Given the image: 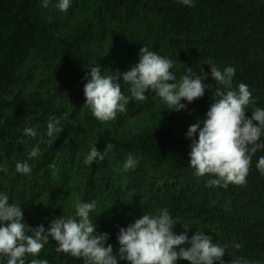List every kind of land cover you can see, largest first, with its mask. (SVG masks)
Listing matches in <instances>:
<instances>
[{
	"label": "trees",
	"instance_id": "obj_1",
	"mask_svg": "<svg viewBox=\"0 0 264 264\" xmlns=\"http://www.w3.org/2000/svg\"><path fill=\"white\" fill-rule=\"evenodd\" d=\"M55 3L52 0L48 8H42L40 0H0V155L1 164L8 167L3 177L17 181V188L8 191L10 202L24 207L25 199L34 193L57 188L59 202L75 204L79 198L85 200L91 189L102 186L104 191L92 193L105 197L108 206L96 218V228L98 232L109 233L107 243L113 245V250L118 246L119 228L138 218L137 204L147 201L144 203L152 213L167 206L181 220L174 231L190 228L189 237L192 231L203 230L214 239L215 234L206 223L226 221L228 239L242 246L234 254L264 262V175L256 169L264 151L252 157L246 185L229 184L227 189L206 186L212 177H196L188 164L191 141L186 139V131L204 118L217 98L219 86L210 75L203 83L211 87L192 103L182 100L187 103L184 110H168L157 99L130 102L123 117L125 121H133L134 129L127 137L120 136L110 126L111 122L98 124L84 106L83 94L87 82L84 77L90 67L98 64L108 75L123 73L138 62L140 49L147 46L175 60L177 80L187 66L194 71L201 67L210 73L206 61L221 69L234 66L233 86L247 84L256 105L264 108V0H194L192 7L177 0H73L67 12L59 11ZM106 33L111 34L114 45L109 51L101 47L102 35ZM43 69L49 70L46 80L35 77ZM117 82L129 94V86L122 80ZM24 84L34 86L29 97L20 95L17 89ZM66 112L70 114L66 118L69 120L63 118ZM138 116L144 120L140 121ZM52 117L61 118L64 129L51 148L40 145L43 154L39 160L29 161L34 164L30 176L16 173L15 162L27 159L28 150L36 143L23 137V128L37 127L43 134ZM89 129L93 131L91 146L95 144L103 151L106 144L112 143L114 148L103 161L91 167L83 164L84 156L79 158L77 165L82 166L79 175L85 179L82 195L79 189L70 190L69 184H61L62 179L72 181V178L66 168L54 166L66 154L75 157L76 142ZM20 139H26V143L20 144ZM115 150L138 156L140 164L148 163L155 173L130 180L112 178L111 155ZM69 163L73 165L75 161ZM143 172L147 173L145 169ZM62 188L63 193H59ZM129 193L132 197L125 199L123 194ZM53 214L27 215L26 219L47 229ZM56 247L50 238L38 258L47 259L49 264L70 258L58 253ZM231 259L229 256L225 261ZM75 264L81 262L76 260ZM176 264L190 262L178 260Z\"/></svg>",
	"mask_w": 264,
	"mask_h": 264
},
{
	"label": "clouds",
	"instance_id": "obj_2",
	"mask_svg": "<svg viewBox=\"0 0 264 264\" xmlns=\"http://www.w3.org/2000/svg\"><path fill=\"white\" fill-rule=\"evenodd\" d=\"M177 2L194 6V0ZM51 3L52 0H40L42 8H48ZM72 3L73 0H56L55 7L67 12ZM204 64L209 66L210 73H205L201 67L194 71L187 66L177 80L175 60L144 46L139 51L138 62L123 73L108 75L98 64L90 67L84 77L87 81L83 86L84 106L101 123L116 121L118 116L127 113L130 102L146 101L148 94H154L162 105H166L164 108L180 111L211 87L203 83L210 75L219 86L217 98L209 105L204 118L191 124L186 131V139L191 141L188 164L196 177H212L206 181V186L225 189L229 184L244 186L252 157L258 151H264V108L256 105L247 84L233 86L234 66L221 69L212 61ZM118 80L129 86V94L122 91ZM249 112L251 115L246 116ZM67 115L70 114L65 118ZM63 129L61 118L57 117L49 118L43 134L37 127L23 128V137L36 143L28 150L27 159L15 162V172L30 176L34 164L29 161L39 160L43 154L40 145L51 148ZM19 143H26V139H20ZM94 145L84 156L85 166L103 161L114 148L108 143L101 151ZM139 163L140 158L129 153L122 166L113 171L128 174L136 170ZM256 169L264 175V156L258 158ZM0 173L7 174L8 167L0 164ZM10 200L7 191H0V264H49L47 259L38 257L50 238L55 241L58 253L81 264H119L121 261L127 264H176L178 260L190 264H264L235 255L234 250L242 247L238 242L216 243L203 230L192 231L189 237L187 230L190 228L187 227L177 233L174 227L181 225V220L167 206L157 208L155 213L144 212L126 227H120L116 237L119 247L114 253L113 245L107 243L109 233L98 232L94 223V217L98 215H93L97 206L95 201L77 199L74 212L54 218L46 229L43 224L35 227L26 224L21 204ZM229 248L232 259L226 262L223 257Z\"/></svg>",
	"mask_w": 264,
	"mask_h": 264
},
{
	"label": "rangeland",
	"instance_id": "obj_3",
	"mask_svg": "<svg viewBox=\"0 0 264 264\" xmlns=\"http://www.w3.org/2000/svg\"><path fill=\"white\" fill-rule=\"evenodd\" d=\"M109 20H111V18ZM119 35H120L119 39H122V36H121L122 34L119 33ZM125 35L130 39V36L127 33H125ZM110 37H111L110 33H108V34L106 33V34L102 35V40H101L102 50L109 51V50H112V48H114V45L112 44L113 40L110 39ZM164 56H166V55H164ZM47 71H49V70H47V69L40 70L36 73L35 77L40 76L37 78L42 79V80H46L47 76L49 75L47 73ZM17 89L20 91V95H23L25 97H29V95L31 94L30 92L33 91V89H34V86L31 85V87H30L29 84H24L23 86H20ZM39 91H41V90H39ZM148 99H150L152 101L157 99V101H159V99L156 98L154 96V94H148ZM61 105L64 107L65 106L64 102L61 103ZM67 113L68 112H66L65 115ZM65 115L63 118L65 120H69V119H66V118H68V116L65 118ZM138 118L140 121L144 120L143 116H138ZM132 122L133 121H131V120L125 121V117H123V114H122V115L118 116L116 121L111 122L110 126L115 128L116 132L120 136L127 137L130 135V133L134 129L131 127ZM97 123L99 124V121H97ZM106 126H107V124H105V127ZM102 127L104 128V126H102ZM92 136H93V131L89 129L86 132V134H84L83 137L79 138L78 141L76 142L77 147H75V148L77 150V154L75 155V157L72 158L71 155L66 154L64 159H61L60 163H58V165L54 166V169H56L57 167H59L60 170H63V168H66L67 175L72 178V181H63V179H62L61 184H69L68 188L70 190H73L75 188H77V190L79 189L78 191L80 193H82V195L84 194L85 179H84V176L80 178L78 170H81L82 166H79V164L77 165V162L81 156H85L88 148H90V146L92 145V143H93V137ZM41 149H43V148H41ZM128 154H129V152H124L121 150H115L112 152V155H111V157L113 158V159L111 158L112 178L113 177H122V178H127L128 180H130V179H136L135 178L136 176L137 177H139V176L148 177L149 175L152 174V172H154L153 170L150 169L149 164L145 163V162L141 163V164L139 163V165L136 169L138 171L136 173H133L134 171H132L128 174H122V173L114 172L113 169L116 167L122 166V163L126 159ZM72 161H75V163L73 165H70L69 162H72ZM0 164H1V155H0ZM3 165H5V163ZM61 165H63V166H61ZM65 165H68L69 167H67ZM144 169L147 171V173L143 172ZM3 174L4 173H0V185H1L0 191H3V189H5L8 192L12 187L17 188V185H16L17 181L12 180V179L10 180L9 178H4ZM75 176H78V178H73ZM54 177L55 176L53 175V178ZM96 189H91L90 193L85 198V200H87V201L89 200V201H95L96 202L97 206L93 212V215H96V212H98L97 213L98 215L96 217H94V223L95 224H96V222H95L96 218H98V216L100 215V212H101V214H103L107 210V207H108L105 200H104V199H106L105 197H102V195H100V196H93L92 195V193H97L100 190L104 191L102 186H99ZM56 190H57V188H55V189L52 188L46 192L42 191L41 193H34V192H36L35 190L32 191L34 193V195H32L30 199H29V197L26 198L25 199V206L22 207L23 218H24L26 224H28L31 227H35V225H33L32 223L27 221V219H26L27 215H31L32 217H42V216H46V215H44V213L47 214L48 212H52L54 214L51 216V220H53L54 218H56L62 214H69V213L74 212L75 204H67V203L59 202V200L57 199L58 195L56 193ZM17 193H18L17 191L13 192V194L16 196V198H17ZM59 193H63V188L59 191ZM123 195H124L125 199H127V198L129 199L132 197L131 193L126 194V195L123 194ZM79 196H80V194H79ZM26 197H27V195H26ZM96 197H98V200L96 199ZM144 202H147V201H143V203L139 202L136 206L135 211L136 212L138 211V213H139L138 216L142 215L144 212L152 213L150 211L148 205ZM226 226H228L226 221H222V222L217 221L216 224L210 223V222L206 223V227L208 229H210L211 232H213V234H215L214 242H216V243L234 240V239H231V240L228 239L227 235H229V232H228V228H226ZM118 247H119V245L114 246V253ZM230 252H231L230 248L226 250L225 255L223 257L224 260H225V258H228L229 256H231ZM57 264H75V259L72 257H70V258L65 257L64 259H60V261Z\"/></svg>",
	"mask_w": 264,
	"mask_h": 264
}]
</instances>
